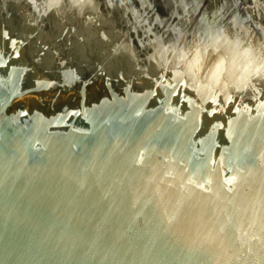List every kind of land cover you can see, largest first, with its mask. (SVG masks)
I'll return each mask as SVG.
<instances>
[{"label": "water", "instance_id": "water-1", "mask_svg": "<svg viewBox=\"0 0 264 264\" xmlns=\"http://www.w3.org/2000/svg\"><path fill=\"white\" fill-rule=\"evenodd\" d=\"M0 264H264V0H0Z\"/></svg>", "mask_w": 264, "mask_h": 264}]
</instances>
